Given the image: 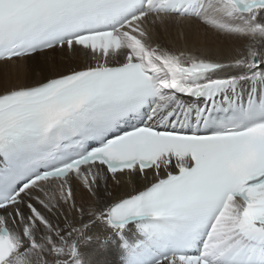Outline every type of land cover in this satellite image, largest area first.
Segmentation results:
<instances>
[{
	"label": "snow or ice",
	"instance_id": "snow-or-ice-1",
	"mask_svg": "<svg viewBox=\"0 0 264 264\" xmlns=\"http://www.w3.org/2000/svg\"><path fill=\"white\" fill-rule=\"evenodd\" d=\"M57 51L0 84V264H264V0H0V75Z\"/></svg>",
	"mask_w": 264,
	"mask_h": 264
},
{
	"label": "bare ground",
	"instance_id": "bare-ground-1",
	"mask_svg": "<svg viewBox=\"0 0 264 264\" xmlns=\"http://www.w3.org/2000/svg\"><path fill=\"white\" fill-rule=\"evenodd\" d=\"M205 40V33L202 28H196L192 36L190 38V46L192 47H202ZM177 47H183V44L180 43ZM221 47H226L225 45H221ZM53 62L56 64H60L62 62H66V60L62 57L61 53L58 51L55 53H49L46 57L39 56L35 61H26L22 62V66L19 69V72L15 69H12L7 76L0 75V84L5 81L10 83L23 82L25 77L39 76L43 72H47L51 69ZM125 190L130 191L131 185H129L127 179L123 181V186L118 190V194H123ZM79 198V194H78ZM54 219V218H53ZM106 259L111 262V264H122V256L118 249H116L115 245H113V250L108 253Z\"/></svg>",
	"mask_w": 264,
	"mask_h": 264
}]
</instances>
